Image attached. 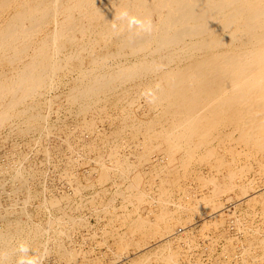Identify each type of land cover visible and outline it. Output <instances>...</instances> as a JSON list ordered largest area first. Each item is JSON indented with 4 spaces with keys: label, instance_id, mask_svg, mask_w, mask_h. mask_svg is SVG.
<instances>
[{
    "label": "bare ground",
    "instance_id": "bare-ground-1",
    "mask_svg": "<svg viewBox=\"0 0 264 264\" xmlns=\"http://www.w3.org/2000/svg\"><path fill=\"white\" fill-rule=\"evenodd\" d=\"M63 110L73 116L71 125L51 120ZM3 131L37 133L28 148L36 145L46 162L63 163L60 180L67 186L78 181L74 170L92 153L97 167L87 172L94 171L98 182L133 176L128 190L119 191L134 207L132 213L125 211L126 203L114 205L113 198L101 200V210L92 198L90 213L107 219L103 234L114 244L134 247V259L154 247L159 264L192 263L189 250L197 247L190 243L192 230L181 235L178 225L189 224L196 213L204 215L203 228H208L214 214L204 206L253 171L257 182L251 176L248 185L241 183L243 197L236 193L227 206L218 204L213 218L217 229L239 205H259L262 226L249 239L245 223L235 226L236 218H230L233 230L250 243L227 236L228 260L212 263L264 264V0H0ZM18 148L0 162V222L5 223L0 226V264H129L120 260L130 258V250L109 261L95 254L87 243L100 245L97 234L75 216L84 205L68 209L57 204L66 196L45 198L37 186L44 171L33 167L30 152ZM217 168V176L204 174ZM181 180L191 185L181 188ZM78 186L72 188L75 195L81 193ZM175 192L180 203L167 199ZM34 198L40 203L38 216L50 203L60 212L55 226L49 217L45 223L9 219ZM194 207L196 212L189 211ZM118 225L127 231L118 233ZM227 225L219 236L232 233ZM138 235L147 242H138ZM212 240L203 252L214 251ZM181 256L188 263H181ZM134 259L132 264H142Z\"/></svg>",
    "mask_w": 264,
    "mask_h": 264
},
{
    "label": "rangeland",
    "instance_id": "rangeland-1",
    "mask_svg": "<svg viewBox=\"0 0 264 264\" xmlns=\"http://www.w3.org/2000/svg\"><path fill=\"white\" fill-rule=\"evenodd\" d=\"M61 89V91H63L62 89H64V86H62V88H60ZM61 113H63V115L61 114ZM61 113H60V115H57V116H55V114L54 115H52V117H51V120L53 121V122H60V124H61V122L63 123V124H69V125H71L73 122V116L71 115L70 116V113H66V111H61ZM66 114V115H65ZM69 115V116H68ZM53 118V119H52ZM71 118H73V119H71ZM66 119L68 120V122L66 121ZM65 122V123H64ZM72 122V123H71ZM57 124V123H56ZM104 127H106L107 129H109L108 127L109 126H104ZM14 132V133H13ZM17 132V133H16ZM30 134H28V135H22V133L19 131H12V132H7V131H3L2 133H0V156H1V158H0V162H3V160H4V156H6V152H8V151H12V150H14V149H17L19 146L18 145H20V147L18 148V149H21V151L22 152H25V153H29L30 152V154H29V160L32 162V165H33V167H35V169L37 168L38 170H41L42 172H43V176H42V179H40V184H37V186H38V188L41 190V193H43L44 191L46 192H44V197L45 198H47L48 200H50V199H54V201H56V199H60L61 197H59V196H62V197H65L66 196V198L68 199H60V200H62L61 202H60V200H59V202L57 201V204L58 205H61L62 207H68V209H69V206H74V205H76V204H79V203H82L84 206H82L83 208H80V210H78L76 213H75V216L76 217H80V218H82L84 221H85V223L91 228V230L94 232V233H96L95 235L97 236H95L96 238H94V240H97L98 242L97 243H100V245H96L95 243H92V244H90V243H87V245L88 246H90V245H92L95 249H96V251H95V254H97L98 256H100V255H102V257H103V260L104 261H109V259H114V258H118L119 256H121V254H119V253H117V252H121L122 251V253L123 252H128V250H130V254L132 255L130 258H127V257H125V258H123V259H121L120 260V263H123L125 260V262L124 263H126V262H128L129 261V264H132V262L131 261H133V259H134V257H133V255L135 256V254H134V252L135 251H131L132 249H134V247L131 245V247H129V249H123V248H121L118 244H114V242L115 241H113L111 238H109L106 234H103L104 233V231L106 230V228H107V221H105V220H107V219H102L101 218V220L100 219H97L96 218V216L95 215H93V214H91L90 213V208H91V204L94 202V200H95V202L94 203H97V206L98 207H100L99 205L100 204H102V201L101 200H104V202H107V200L108 201H110V200H112L111 198H113L114 199V201H113V203H114V205H116V206H118V207H120L119 205H120V203H121V205H123V204H125L126 206H128L126 209H125V211L127 212H130V213H132V211H133V206L131 205V204H127V203H130L129 201H128V199L125 197V199H126V201L123 199L124 197L123 196H121V194H120V192H121V189L123 190V191H127L128 190V187L129 186H131V181H133V180H135V179H133V176H132V178H131V176H129V175H126V176H129V177H125L126 179L124 180V177L122 178L123 180H121V178L120 177H118V179L117 178H114V179H110L109 181H107V182H105V184L103 183L102 184V182H98V177L96 176L97 174H95L94 173V171H91L90 173H88L87 171H89L90 169L91 170H93V166H95L96 165V163H95V161H94V159H93V153L91 154V155H89L90 157H89V159H87L86 158V162H83L81 165H80V167L78 166V167H76V169L74 170L76 173L75 174H77V175H79V178H78V181L76 182V183H74L73 185L74 186H78V189H80L81 190V193L80 194H77V195H75L74 194V192L72 193V188L74 187H72V186H67L68 184H66V182L65 181H62V180H60V174L62 173L61 171H62V168H64L65 167V165H63V163H61L60 162V164H58V165H54L53 164V159H51V162L49 163V162H46L43 158H44V154L43 153H40V151L42 152V149L40 150L39 149V151L38 150H36L37 149V147H36V145H34V147H33V149L31 150V148H28V146H27V144H29V142L31 141L32 142V138H33V136H35L37 133H32L31 134V132H29ZM18 135V136H17ZM38 135V134H37ZM78 135V134H77ZM15 136V137H14ZM28 136V137H27ZM83 137L85 136V135H82ZM14 137V138H13ZM78 137V136H77ZM86 137V136H85ZM20 138V139H19ZM22 138V139H21ZM26 139H28V140H26ZM48 139V138H47ZM4 140V141H3ZM24 140V141H23ZM26 141V142H25ZM47 142V141H46ZM46 142H44L45 144H46ZM25 143V144H24ZM27 146V147H26ZM16 147V148H15ZM22 147V148H21ZM35 148V149H34ZM26 149V150H25ZM30 151H29V150ZM24 150V151H23ZM35 150V151H34ZM36 151H37V153H36ZM34 153H36L35 155H34ZM4 154V155H3ZM33 156V159L31 160L30 159V157H32ZM3 158V159H2ZM42 158V159H41ZM52 158H54V157H52ZM57 159V157H55V160ZM90 159H92V161L90 160ZM84 161V160H83ZM35 162V163H34ZM88 162H90V163H88ZM95 163V164H93V163ZM86 163V164H85ZM35 164V165H34ZM89 164V165H88ZM235 164H241V161H238L237 163H235ZM51 165V166H50ZM54 165V166H53ZM61 165V166H60ZM93 165V166H92ZM59 166V167H58ZM56 167V168H55ZM96 167H97V165H96ZM95 168V167H94ZM200 168V167H199ZM88 169V170H87ZM138 170V169H137ZM225 170V169H224ZM55 171V172H54ZM213 171V172H212ZM215 171V172H214ZM217 171H218V173L220 172L219 171V169L217 168V169H212V170H210V171H208V172H204V170L202 171V173L204 172V174H206V176H214V174L217 176ZM46 172V173H45ZM78 172V173H77ZM81 172V173H80ZM54 173V174H53ZM60 173V174H59ZM86 173H87V175H86ZM94 174V176L92 175V174ZM49 175V176H48ZM81 175V176H80ZM83 175H86V178H85V176H83ZM131 175H133V174H131ZM54 176V177H53ZM59 176V177H58ZM251 176H252V178L254 177L255 178V173L253 172V171H251V172H249V173H247V175H246V177H237L235 180H234V188L232 189V190H230L229 191V189L225 192V193H222V194H220L221 196H223V197H221V196H219L218 198H216V200H217V202H213V203H209V204H206L205 206H204V208H203V210L204 211H207L208 212V214L210 215L211 213L212 214H214V216L215 215H218V213L217 212H215V210L217 211L218 210V207L223 203L224 204V206H227L226 204L228 203V202H230L231 200L233 201V200H236V196H235V194L236 193H239V197H243V195H242V193L243 192H241V183H243V185H248V182H249V179L251 180L252 178H251ZM82 177H84V178H82ZM89 177H90V179H89ZM120 178V179H119ZM254 178H253V181L255 182H257V180H254ZM45 179V180H44ZM59 179V180H58ZM97 180V181H94V180ZM129 179V180H128ZM243 179V180H242ZM84 180V181H83ZM94 182H93V181ZM112 180V181H111ZM128 182H127V181ZM42 181V182H41ZM54 181V182H53ZM59 181V182H58ZM248 181V182H247ZM37 182V183H38ZM58 182V183H57ZM87 182V183H86ZM90 182H91V185H90ZM93 182V183H92ZM96 182H98V183H96ZM43 185H42V184ZM61 183V184H60ZM81 183V184H80ZM107 183V184H106ZM112 183V184H111ZM129 183V184H128ZM191 183V181H189V180H187V181H185V182H183V180H181V181H179V184H180V187L181 188H185L186 186H189V185H191L190 184ZM198 183V182H197ZM77 184V185H76ZM110 184V185H109ZM115 184H116V186H115ZM118 184H119V186H118ZM125 184V185H124ZM126 184H128V186L126 185ZM139 184H140V182H139ZM41 187H40V186ZM95 185V186H94ZM102 185V186H101ZM44 186V187H43ZM56 186V187H55ZM59 186V187H58ZM84 186V187H83ZM87 186V187H86ZM93 186V187H92ZM104 186V187H103ZM126 186V187H125ZM46 187V189H44ZM47 187H48V189H47ZM51 187V188H50ZM53 187V188H52ZM63 187V188H62ZM83 187V188H82ZM92 187V188H91ZM102 187H103V189H102ZM110 187V188H109ZM120 187V188H119ZM43 188V189H42ZM115 188V189H114ZM125 188V189H124ZM126 188H127V190H126ZM85 189V190H84ZM95 189V190H94ZM109 191H108V190ZM119 189V190H118ZM44 190V191H43ZM83 190V191H82ZM97 190V191H96ZM117 190V191H116ZM49 191V192H48ZM50 191H51V194H50ZM64 193H63V192ZM101 193H100V192ZM104 191H106V192H104ZM112 191V192H111ZM115 191V192H114ZM120 191V192H119ZM237 191V192H236ZM66 192V193H65ZM94 192V193H93ZM118 193V195H117V193ZM178 192V191H177ZM58 193H60V194H58ZM99 193V194H98ZM116 193V194H115ZM180 193V194H179ZM183 192H181L180 190H179V192H178V194L181 196H184V194H182ZM232 193H234V194H232ZM103 194H106V195H103ZM112 194V195H111ZM175 194H176V192H175ZM178 194H176V197H174V196H170L169 195V197H167V199H169V200H171V202L172 203H175V202H177L178 201V203H180L181 201L180 200H178V198H179V195ZM228 194V195H227ZM50 195V196H49ZM69 195V196H68ZM85 195V196H84ZM111 195V196H110ZM117 195V196H116ZM121 197H120V196ZM128 195V193H126V196ZM157 195V194H156ZM156 195H154V197H157V198H159V196H156ZM49 196V197H48ZM92 196V197H91ZM95 196V197H94ZM97 196H99V197H102V198H99V197H97ZM104 196V197H103ZM113 196V197H112ZM115 196V197H114ZM165 196V195H164ZM178 197V198H177ZM231 197V198H230ZM70 198V199H69ZM94 200H93V199ZM99 198V199H98ZM117 198V199H116ZM171 198V199H170ZM173 198V199H172ZM177 198V199H176ZM229 198L231 199V200H229ZM234 198V199H233ZM106 199V200H105ZM122 199H123V202L124 203H122ZM32 200H34V201H32ZM31 201H30V204H28V206L27 207H25L24 209H23V207L21 206V205H19V207L21 206L22 207V209L24 210H22L21 209V214H20V212L19 211H17V213L16 214H9V219H12V220H14L15 219V216H17V217H19V218H17V219H21V220H27V218H28V220H29V222L31 221L32 223L33 222H35L37 219H40L41 220V222H43V220H44V223H45V221L47 220V221H49V218H50V220L52 219L53 221H52V226L55 224V221H54V219L56 218V217H58L59 216V214H60V212L59 211H57V210H54L53 209V207H52V205H51V203L48 205V210H47V212L44 210V211H39V216H38V213L36 214V212H38L37 211V207H38V205L40 204V203H38V199L36 200L35 198L34 199H32ZM67 202H66V201ZM121 200V201H120ZM174 202H173V201ZM229 200V201H228ZM35 201H37V202H35ZM65 201V202H64ZM69 201V202H68ZM79 201V202H78ZM100 201V202H99ZM228 201V202H227ZM31 202H32V204H31ZM49 202H51V201H49ZM171 202L169 203L170 205H173V204H171ZM222 202V203H221ZM221 203V204H220ZM240 203V202H239ZM20 204V203H19ZM35 204V205H34ZM118 204V205H117ZM218 204H220V205H218ZM129 205H130V207H132V208H130L129 207ZM216 205H218V206H216ZM248 205V206H247ZM87 207V208H86ZM35 208H37V209H35ZM46 208V207H45ZM128 208H129V210H128ZM244 208V209H243ZM246 208H247V210H246ZM25 209H26V213H28V215H30V217L27 215V214H25ZM27 209H29V211L27 210ZM100 210L102 209L101 207L99 208ZM251 209V210H250ZM259 209V210H258ZM36 210V211H35ZM120 210H121V208H120ZM120 210H118V211H120ZM196 210L197 209H195V207H194V210H193V208L191 209V210H189V211H192V212H196ZM236 210V211H235ZM238 210V211H237ZM84 211V212H83ZM140 211V210H139ZM236 213H235V212ZM260 211H261V206H259V205H256L254 208L253 207H250L249 206V204H246V205H243V204H241V205H239L238 207H236V208H234L233 209V214L231 215V216H229V218H228V216H225L224 215V218H225V220H226V223H223V225L222 226H219V228H217L216 229V227L218 226H216L215 227V221L217 220V219H215V218H213L214 216H212V217H210V218H207V219H210L209 220V222L211 223V224H209L210 226L208 227V228H203V226H204V218H202V217H204V215H196V213H194V215H193V217L191 218V220H192V222L190 221L189 222V224H191V225H189L188 223V225L187 224H185L183 227L181 226V225H178V233L179 234H181V235H184V236H186L185 235V233L188 231L187 229H191L192 231H189L190 233H191V236L193 237L192 239H194L192 242H190V243H192L191 245H197V247L196 248H194L193 250H194V252L192 251V250H189L190 251V253L188 254L189 256H188V258H189V260H190V262H192V263H194V264H211L212 262H214V261H216V259L218 258V260L220 259L221 261H226V260H228V258L229 257H227V254H228V252H229V250L230 249H232V248H230L229 246H230V244L228 243L227 244V241H226V239H227V236H230V237H232V238H234V241H237V243L238 244H245V245H247V244H249L250 243V241H248V239H246V237H244L245 235H243L242 233H240L239 231L238 232H235V230H233V226H232V224L231 223H229V219L231 218V220L233 221L235 218V226H236V223L238 222V224L241 226V227H243L244 226V223H245V226H246V228H244L243 227V231H245L246 232V234H248V236H249V239H253V235H254V233L255 232H257V228L258 227H261L262 226V216H259V215H261V213H260ZM24 214H23V213ZM31 212V213H30ZM59 212V213H58ZM221 212V211H220ZM30 213V214H29ZM45 215H44V214ZM54 213V214H53ZM90 213V214H89ZM222 213V212H221ZM258 214V215H256V214ZM18 214V215H17ZM32 214V215H31ZM36 214V215H35ZM48 214H49V216H48ZM236 214V215H235ZM20 215V216H19ZM27 215V216H26ZM14 216V217H13ZM24 216H26V217H24ZM31 216H32V219H31ZM36 216V217H35ZM135 216H136V214L135 213H133L132 214V217L133 218H135ZM200 216V217H199ZM248 216V217H247ZM252 216V217H251ZM21 217V218H20ZM39 217V218H38ZM42 219H41V218ZM49 217V218H48ZM55 217V218H54ZM235 217V218H234ZM239 217V218H238ZM45 218V219H44ZM54 218V219H53ZM195 218V219H194ZM198 218V219H197ZM239 220H238V219ZM31 219V220H30ZM203 221H202V220ZM249 219V220H248ZM257 219V220H256ZM33 220V221H32ZM99 222H98V221ZM104 222H103V221ZM198 220H200V221H198ZM237 220V221H236ZM243 220H245V221H247L248 223H249V225L251 226H249L248 225V223H247V225H246V222H244ZM193 221H194V224H193ZM198 221V222H197ZM206 221V220H205ZM213 221V222H212ZM240 221V222H239ZM254 221H256V222H254ZM28 222V221H27ZM1 224H0V226L1 225H5V223H3V222H0ZM54 223V224H53ZM116 223V222H115ZM197 223H199V224H197ZM229 223V224H228ZM242 223V224H241ZM254 223H255V225H254ZM258 223V224H257ZM94 224V225H93ZM202 224V225H201ZM228 224V225H231V228L232 229H229V231H231L232 233H228L227 235H224V236H219V234L218 233H221L220 235H222L223 233H224V231H225V229L227 228V227H225L226 225ZM251 224H253V225H251ZM106 225V226H105ZM187 225V226H186ZM227 225V226H228ZM259 225V226H258ZM55 226V225H54ZM105 226V227H104ZM189 226V227H188ZM201 227V228H198V227ZM249 226V227H248ZM253 226V227H252ZM102 227V228H101ZM118 228V233L120 232L121 234L123 233V232H126L127 231V228H126V226H124L123 227V225L122 226H120V225H118L117 226ZM120 227V228H119ZM191 227V228H190ZM195 227V228H194ZM197 227V228H196ZM96 228H97V230H96ZM122 229V230H121ZM125 229H126V231H125ZM182 229L184 230V231H182ZM194 229V230H193ZM205 229V230H204ZM213 229L215 230V231H213ZM253 229V230H252ZM84 230V231H83ZM95 230V231H94ZM102 230H103V232H102ZM204 230V231H203ZM91 231V232H92ZM101 231V232H100ZM181 231V232H180ZM186 231V232H185ZM196 231H197V233H196ZM210 231V232H209ZM228 231V232H229ZM251 231V233L249 234V232ZM52 231H50V233H51ZM81 232L83 233V232H87V230H85V229H82V227H81ZM199 232H200V234H199ZM202 232H203V234H204V236H203V234H202ZM205 232V233H204ZM212 232V233H211ZM214 232V233H213ZM216 232V233H215ZM195 235H194V234ZM208 233V234H207ZM240 234V235H239ZM242 234V235H241ZM205 235L206 236H208V238L209 237H213V238H209V239H207L206 237H205ZM211 235V236H210ZM239 235V236H238ZM80 235H78V237H79ZM102 236V237H101ZM106 236V237H105ZM140 235H138V237H135L136 238V240L138 241V242H143V241H145V242H147V240L143 237V236H140L141 237V239H139L140 237H139ZM197 236V237H196ZM198 236H199V238H198ZM226 236V237H225ZM245 238H243V237ZM201 237V238H200ZM205 238V240L203 239V238ZM220 237V238H219ZM135 238H134V240H135ZM138 238V239H137ZM224 238V239H223ZM203 239V240H202ZM213 239V240H212ZM222 239V240H221ZM134 240H132V241H134ZM140 240H142V241H140ZM199 240V241H198ZM207 240H208V242H207ZM211 240H212V242L215 244L214 245V251L212 252V253H210V252H208V251H205V252H203V248L202 247H206V245L207 244H209L210 242H211ZM219 240H220V242H219ZM224 240V241H223ZM99 241H101V242H99ZM137 241H135V242H137ZM198 241V242H197ZM205 241V242H204ZM223 241V242H222ZM113 242V243H112ZM131 242V241H130ZM145 242H143V243H145ZM200 242V243H199ZM204 242V243H203ZM246 242V243H245ZM198 243H199V245H198ZM207 243V244H206ZM219 245H217V244ZM105 244V245H104ZM142 244V243H141ZM187 244H189V243H187ZM187 244H185V245H187ZM206 244V245H205ZM221 244V245H220ZM257 244V243H256ZM87 245L85 246V249L87 250L88 249V247H87ZM190 245V244H189ZM203 245V246H202ZM224 245V246H223ZM110 246H112V247H110ZM116 246V247H115ZM118 247H120V249L118 250ZM220 247V248H219ZM112 248H113V251H112ZM154 248V247H153ZM152 247H151V252H146V254H144V255H146L145 257H144V255L142 254L143 252H144V250H143V252L140 254V256L139 255H137L136 256V258L138 259V258H140V261L142 262V264H159L160 262H158L157 263V261H159L158 260V258H157V256H156V253L155 252H152V251H154V249H153ZM156 248H159V247H156ZM198 248H199V251H198ZM216 248H217V250H216ZM230 248V249H229ZM123 249V250H122ZM196 249H197V251H196ZM218 249H219V251H218ZM149 250H150V248H149ZM182 250H188V248L186 249V247H183L182 248ZM145 251H148V250H146L145 249ZM155 251H157V249L155 250ZM218 251V252H217ZM220 251H221V253H220ZM230 251H232V250H230ZM31 253H30V255L31 256H29V258H33V256H35V254L33 255V253H35V251L34 250H31L30 251ZM104 252V253H103ZM107 252V255L105 254ZM115 252V253H114ZM195 252H197V253H195ZM222 252H224V254H223V259H222ZM103 253V254H102ZM133 253V254H132ZM150 253H153V254H149ZM195 253V254H194ZM202 253V254H201ZM118 254V255H117ZM138 254V253H137ZM187 254V253H186ZM225 254H226V256H225ZM104 255H106V256H104ZM117 255V256H116ZM123 255V254H122ZM152 255V256H151ZM183 256H185L184 254H182ZM192 255V256H191ZM112 256H113V258H112ZM139 256V257H138ZM142 256H143V258H142ZM150 256V257H149ZM156 258H155V257ZM183 256H181V263L182 262H187V258L186 259H182V257ZM208 256V257H207ZM109 257V258H108ZM111 257V258H110ZM195 257H199L198 258V261L200 262H198V261H195L196 259H195ZM204 259H203V258ZM234 257V256H233ZM105 258V259H104ZM133 258V259H132ZM136 258L134 259V260H136ZM153 258V259H152ZM130 259V260H129ZM142 259H143V261L145 262H143L142 261ZM157 259V260H156ZM210 259V260H209ZM156 260V261H155ZM184 260V261H183ZM193 261H195V262H193ZM151 262V263H150ZM188 263V262H187ZM192 263H190V264H192ZM215 263V262H214ZM109 264H110V261H109ZM213 264V263H212Z\"/></svg>",
    "mask_w": 264,
    "mask_h": 264
}]
</instances>
